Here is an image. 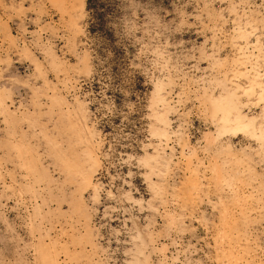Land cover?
<instances>
[{"label":"rangeland","instance_id":"rangeland-1","mask_svg":"<svg viewBox=\"0 0 264 264\" xmlns=\"http://www.w3.org/2000/svg\"><path fill=\"white\" fill-rule=\"evenodd\" d=\"M0 264H264V0H0Z\"/></svg>","mask_w":264,"mask_h":264}]
</instances>
